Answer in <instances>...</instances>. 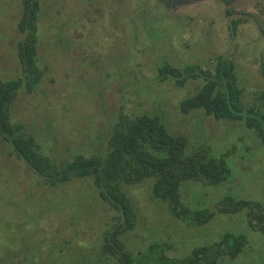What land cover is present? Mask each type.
Returning <instances> with one entry per match:
<instances>
[{
	"label": "rangeland",
	"instance_id": "rangeland-1",
	"mask_svg": "<svg viewBox=\"0 0 264 264\" xmlns=\"http://www.w3.org/2000/svg\"><path fill=\"white\" fill-rule=\"evenodd\" d=\"M39 1L43 79L32 93L22 89L10 112L45 155L61 162L73 154L102 153L121 114H156L192 147L226 155L231 168V177L217 186L185 183L186 204L210 208L226 197L264 204V146L254 132L244 122L216 121L201 112L183 116L181 101L200 84L180 89L156 79L164 62L212 68L227 60L235 63L249 98L264 89V0ZM21 11L22 0H0L2 79L21 72L16 52ZM231 19L239 22L235 31ZM124 191L137 218L123 240L135 252L158 241L181 256L234 232L248 238L238 263L264 264V237L247 227L244 215L218 213L201 227H188L150 198L149 182ZM122 222L90 178L47 187L0 138V264H114L101 256V242Z\"/></svg>",
	"mask_w": 264,
	"mask_h": 264
},
{
	"label": "trees",
	"instance_id": "trees-1",
	"mask_svg": "<svg viewBox=\"0 0 264 264\" xmlns=\"http://www.w3.org/2000/svg\"><path fill=\"white\" fill-rule=\"evenodd\" d=\"M40 9L39 0H22L17 22L22 37L16 45L21 72L10 79L0 78V138L11 146L15 157L47 187L59 188L86 178L92 180L100 199L123 219L103 236L101 256L105 261L111 259L114 264H252L238 263L248 242L247 235L242 233H224L218 241L198 244L181 256L172 255V245L167 242H151L135 252L123 240L135 229L137 218L124 188L147 182L150 198L188 227H201L218 213L242 214L247 227L264 237V204L261 202L226 197L210 207L215 208L211 210L206 206L192 207L182 199L181 189L185 183L203 186L225 183L232 175L224 158L226 155H219L205 145L192 147L188 137L171 132L160 116L145 113L121 114L109 131L102 153L89 157L73 154L57 162L42 152L38 140L23 124L11 121V105L20 91L34 92L43 79L44 71L38 59ZM227 14L230 16L231 12L228 10ZM229 21L235 31L239 22ZM156 79L160 83L171 81L180 89L190 82L199 83L197 90L180 103L179 111L183 116L201 112L216 121L244 122L264 146V89L254 91L249 98L240 84L234 62L220 60L212 68L195 63L177 66L164 62L157 68Z\"/></svg>",
	"mask_w": 264,
	"mask_h": 264
}]
</instances>
